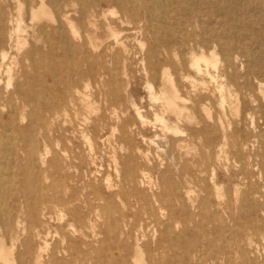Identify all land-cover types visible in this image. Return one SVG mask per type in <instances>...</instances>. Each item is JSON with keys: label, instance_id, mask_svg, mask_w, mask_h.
I'll use <instances>...</instances> for the list:
<instances>
[{"label": "rangeland", "instance_id": "1", "mask_svg": "<svg viewBox=\"0 0 264 264\" xmlns=\"http://www.w3.org/2000/svg\"><path fill=\"white\" fill-rule=\"evenodd\" d=\"M184 1L185 10L194 3ZM2 2L4 7L11 6L9 0ZM192 7L208 21L205 4ZM102 9L105 16L99 13L100 18L85 25L88 33L77 25L79 35L71 41L79 49L73 47L68 53L65 46L70 41H62L57 35L50 38L54 59L62 63V80L75 76L67 69L81 52L95 62L96 70L102 63L111 68L115 76L112 81L103 86L99 78L82 76L77 88L82 101L57 118L46 113L40 119L30 115L32 105L13 124L4 126L6 115L0 120V173L5 172V184L10 188L0 185V237L6 246H11L13 236V258L24 250L27 229L39 228L38 214L32 210L39 199L22 193V188L35 182L36 177L43 187L54 183L56 193H47L51 199L74 196L66 206L48 199L39 203L44 212L41 220L46 224V239L35 237L32 244L40 251L42 264L78 263L62 249L66 245L61 242L63 235L72 245L73 256L77 255L73 259L86 256L88 264H125L134 254L135 243L148 263L151 250L166 258H160L166 264H248L241 258L242 253H248V239L258 245V264H264V230L260 235L253 231L256 226L264 228V77L256 69V74L248 78L247 57L237 52L240 45L246 46L264 66V18L258 14L257 6L241 9L244 17L230 24L242 30L243 36L225 35L216 45L218 68H209L216 80L205 71L198 74L178 65L165 66L185 99V112L192 116V121L186 122L177 121L170 112L163 114L166 123L178 126L176 135L162 129L154 115L160 112L159 101L149 97L152 90L158 95L161 87L158 78L144 70L146 51L156 44L149 33L146 38L140 34L146 23L120 27L116 23L117 6ZM222 17L218 16V23L211 25L218 28L216 24L222 22ZM43 23L53 24L48 20ZM193 23L200 32L201 19L194 18ZM106 24L119 31L121 44L115 43ZM223 28L221 25L220 31ZM27 36L10 64L14 79L8 84L7 74L1 72L0 88L11 90L12 82L21 79L22 65L32 73L29 61L22 60L24 50L34 46L48 52L50 43L44 38ZM228 42H232V48L226 53L222 48ZM175 51L178 54L173 60L181 64V48ZM183 54L187 62L190 53ZM81 68L87 70L85 63ZM104 90L115 91L114 97L110 95L106 117ZM201 107L207 108V113ZM123 121L127 124L124 134L120 130ZM171 137L182 141L174 151H164L162 145ZM26 143L34 146L31 158L24 153ZM128 156H132L139 171L135 183L122 182ZM28 173L32 176L28 177ZM244 198L255 201L256 207L244 205ZM72 210L80 219L72 216ZM7 216L13 219L10 237ZM158 239L163 241L164 252L155 249ZM56 242L61 246L51 260L50 251Z\"/></svg>", "mask_w": 264, "mask_h": 264}, {"label": "bare ground", "instance_id": "2", "mask_svg": "<svg viewBox=\"0 0 264 264\" xmlns=\"http://www.w3.org/2000/svg\"><path fill=\"white\" fill-rule=\"evenodd\" d=\"M9 1L11 6L9 5L8 8L7 5L4 7L1 4L3 3L2 0H0V73L5 72L4 74H7L8 84L14 79V74L10 67V64L14 59V53L25 44L26 40H28L27 35H32L34 38H44V40L50 44L47 53L42 52L41 47L34 46L24 50L21 54L22 60L29 61V67L31 68L32 73H29L27 71L28 69L22 65L19 70L21 79L12 82L11 90H8L6 87L0 88V120L3 115H6L7 117L4 126H8L9 123L13 124L17 118H22L25 115L24 111L27 107H33L32 105H34V107L29 114L36 116L39 119L43 118V113H46L49 117L53 118L61 116L69 110L71 106H74L76 102L82 101L77 96V88L82 76L90 75L99 78L100 84L103 86L112 81V78L115 76L111 68L102 63L96 70V67H94L95 62L91 58L85 57L81 52L76 56V62L69 64L67 69L70 73L75 72V76L67 78L65 81L62 80V63L54 59V48L52 47L53 43L51 42L52 39L50 38V35H57L62 41H70L69 46H65V48H69L67 50L68 53H70V50L74 49L73 47L77 50L79 47L77 45L75 46L71 41L73 37H78L79 35L77 25L83 28L84 33H88L85 25L100 18L102 15L105 16L104 9H102L103 6L108 7L115 4L119 9L118 22H115L120 25V27L126 23L144 22L146 23V26L141 28V36L146 38L149 33L156 42L155 46L148 48L146 51L143 58L144 61L146 60L144 70L150 72L151 76L158 78L161 90L158 95L154 94L152 92L153 90L150 91L149 97L155 101H159L158 110H160V112H155L157 109H153V111L155 112L154 115L156 120L161 123L162 129L170 131L176 135L180 131L178 126L176 124L169 125L166 123L163 114L170 112L177 121L184 120L186 122H191L192 116L185 112V99L179 95L177 87L173 82V78L167 72L165 66L175 68V66L178 65L182 70L192 69L198 74L205 71L212 79H215V76L211 75L209 72V68L212 67L215 70L218 68L216 45L220 44L222 37L225 35L226 37H241L244 35L242 30L230 25L231 22L238 20L239 17H244V14H240L241 9L257 6L258 14L264 18V0H192V2H194L192 6H194V4H205L207 10L206 19H208V21L203 19V14L199 12V9L197 10L191 6L189 9L185 10L184 0ZM234 14H237V17H234ZM220 15L223 16L221 20L222 22H219V25L216 24L218 27L216 28L214 25H211V23H218L216 20ZM211 17H214L211 19L212 22L210 20ZM194 18L201 19V31L198 33L194 27ZM43 20H48L53 24L49 25L43 23ZM226 22H228L227 26L224 25ZM29 25H31V32L28 33L27 26ZM108 25L109 24H106V26ZM221 25L224 27L222 31H220ZM108 28L115 37V43L121 44L122 42L118 38L119 31L110 26H108ZM122 30H124V28H122ZM68 38L70 40H67ZM231 43H225L222 50L227 53L232 48ZM208 44H211V46ZM176 48H181V64L175 63L173 60V56L178 54L175 51ZM185 51L190 53V58L187 62L183 54ZM237 52L239 55L247 57V68H249V73L247 74L248 78L249 74H256V69L261 70V72L258 71V73H261L264 77V66H261L255 54L250 53L248 48L244 45H240L237 48ZM84 63L87 66V70L85 71L81 68V65ZM202 66H204V68ZM62 81H64L63 88H60ZM155 82H157V80ZM246 83L248 84V82ZM222 88L223 85L220 83L219 90ZM102 95L106 102V106L103 108L105 113L104 117H106V111L108 112L111 106L109 99L110 95L114 97L115 91L104 90ZM4 108L6 109L5 112H3ZM132 109L134 110V108ZM206 109L207 108L205 107H201V111L204 113H207ZM125 110L126 108L121 109L119 114H123ZM135 113L142 121V115L138 108L135 109ZM120 130L122 134L126 133L127 124L124 121L120 124ZM25 136L26 135H24V139L26 138ZM181 141L182 140L177 137L165 139V143L162 145L165 148L164 151H174L178 148ZM29 144L30 143H28V145L27 143L25 144L24 153L28 158H31L35 155V149L33 145L29 147ZM159 151H162V149ZM138 172V168L132 163V156H128L122 174V182L135 183L139 178ZM24 176L25 178L27 177L26 175ZM30 176L32 175H29L28 173V177ZM0 185L6 187L7 190L10 189L8 184H5V172L0 173ZM50 191L56 193L54 183H50L43 187L36 177L35 182L22 188L23 195L33 194L39 199L37 205L32 209L38 214L36 224L37 226L39 225V228H36V226H30L27 229V239L24 240L23 244L24 250L16 252L15 257L13 258L15 246L13 241L14 238L11 236V221H13V219L7 216L5 223L7 225L8 236H11L12 243L11 246H6L4 238L0 237V261L4 264H14V262H16V264H42L40 251L34 248L32 244V240L35 237L46 239V224L41 220V216L44 215V212L41 210L39 203L48 199L57 205L61 204L66 206L74 199L72 198L68 200L70 197H74L73 195L68 198L64 195L60 198L56 196L51 199L47 194ZM166 197L169 199L170 196L168 195ZM167 201L169 202L170 200ZM242 202L244 205H249L252 209L256 207L255 201L248 198H244ZM1 215L2 208H0V217ZM72 216L80 219L79 215L76 216L73 210ZM15 224H17V221ZM261 230L263 231L264 228L257 226L253 228L254 233L257 235L262 234ZM81 236H85V234L82 233ZM244 237L245 236H243L242 239ZM81 241L83 242V240ZM61 242L66 243L62 249L68 252L73 262H78L76 264H88L86 256L73 259L77 255L73 256V253H71L73 250L72 245L65 239L64 235L61 238ZM246 242L249 249L248 253H242V261H245L248 264H258L260 262L259 257L261 256V253L258 254V245H253V239H248ZM148 244H150V242L145 243V245ZM60 246V242H56V244L52 246L49 255L51 260L55 259V253ZM163 246V241L158 239L155 249L158 252H160V249L164 252ZM134 247L133 256L131 255V258L129 261L126 260L125 264H166V262H163V260L160 259L166 258L156 256V253L154 254L151 250L149 253V263L145 262L141 247L137 243L134 244Z\"/></svg>", "mask_w": 264, "mask_h": 264}]
</instances>
